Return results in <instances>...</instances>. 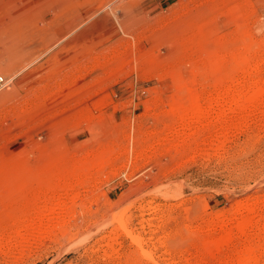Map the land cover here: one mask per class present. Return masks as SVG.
<instances>
[{
  "label": "rangeland",
  "instance_id": "obj_1",
  "mask_svg": "<svg viewBox=\"0 0 264 264\" xmlns=\"http://www.w3.org/2000/svg\"><path fill=\"white\" fill-rule=\"evenodd\" d=\"M0 77V264H264V0H0Z\"/></svg>",
  "mask_w": 264,
  "mask_h": 264
},
{
  "label": "bare ground",
  "instance_id": "obj_2",
  "mask_svg": "<svg viewBox=\"0 0 264 264\" xmlns=\"http://www.w3.org/2000/svg\"><path fill=\"white\" fill-rule=\"evenodd\" d=\"M116 12V11H115ZM119 19V18H118ZM8 45V44H7ZM12 45V44H11ZM8 47V46H7ZM241 47V46H240ZM252 48V47H251ZM17 49V48H16ZM4 50H5V48H4ZM234 50H236L237 51V49H234ZM254 50V49H253ZM15 51V50H14ZM249 51V50H248ZM251 51V50H250ZM253 52V51H252ZM229 55L230 54H223V55H221V58H227V57H229ZM221 58H220V60H221ZM248 58V57H247ZM224 60V59H223ZM262 65V63L260 64V63H256V65H254V70H256V69H259L260 68V66ZM241 69H243V68H241ZM252 71V70H251ZM180 78V77H179ZM233 78V77H232ZM240 80V79H239ZM238 80V81H239ZM242 80V79H241ZM4 81V79L2 78V77H0V83H2ZM180 80H178V82L177 83H182L183 81H182V79H181V82H179ZM241 82V81H240ZM232 83H233V81H232ZM248 83V82H247ZM214 84L216 85V84H218L221 88H222V91L223 90H229L230 89V87H229V85H228V87H226V85L224 84V82L223 81H214ZM239 84V83H238ZM235 85H237V84H235ZM241 85V84H240ZM261 85H264V83H260V81H250L249 82V84H247V88L249 87V89H255L256 87H259V86H261ZM243 87V86H242ZM221 88H219V89H221ZM231 90V89H230ZM183 92H181L180 93V90H179V97H178V99L179 100H181L180 98H185V99H187V101L189 102L190 101V105H191V101H192V99L190 98V89L189 88H187V87H184L183 88V90H182ZM242 91V90H241ZM248 91H250V90H248ZM221 92V91H220ZM239 92V91H238ZM237 92V93H238ZM236 93V92H235ZM198 94V93H197ZM240 92H239V95H238V97L237 98H235L234 99V106L235 107H237V102H238V100L241 98V96H240ZM262 95H264V94H262ZM235 97V96H234ZM197 98V97H196ZM255 98V97H254ZM178 99H175L176 101L178 100ZM175 101V102H176ZM182 101V100H181ZM179 102V103H182V102ZM185 101V100H184ZM183 101V102H184ZM186 101V102H187ZM221 101V99H220V96L218 95H216V97L213 99V102L214 103H219ZM228 101V100H227ZM187 102V103H188ZM193 102V101H192ZM179 103L178 104H173L175 107H176V111H178L179 112V114H180V116L183 118H185L186 116H188L187 115V113H189V112H187L188 111V109H187V107H185L184 106V104L183 105H179ZM186 103V104H187ZM172 105V104H171ZM199 105V104H198ZM187 106V105H186ZM201 106V105H200ZM199 106V107H200ZM255 106V105H254ZM249 107V106H248ZM239 108V107H238ZM254 108V107H253ZM195 109V108H194ZM201 109V108H200ZM255 109V108H254ZM260 109V108H259ZM172 110V109H171ZM199 110V109H198ZM207 110V109H206ZM206 110H199V111H196L197 113H195L194 115H193V118L194 119H196V120H199L201 117H203V115H204V113L206 112ZM237 110V109H236ZM243 110V109H242ZM248 110V109H247ZM252 110V109H251ZM205 111V112H204ZM226 111H235V108L233 107V106H230L227 110L226 109H224V112H226ZM191 112V111H190ZM223 112V113H224ZM175 113H177V112H175ZM194 113V112H193ZM223 113H219V114H223ZM251 113V112H250ZM255 113V112H254ZM206 114V113H205ZM218 116V115H217ZM220 116V115H219ZM244 117V116H243ZM185 122V121H184ZM222 125V124H221ZM181 127V126H180ZM191 132H193V131H191ZM216 146V145H215ZM12 161V160H11ZM17 162V161H16ZM4 163V162H3ZM20 163V162H19ZM14 166V165H13ZM21 166V165H20ZM19 167V166H18ZM20 168V167H19ZM96 168V167H95ZM22 169V168H21ZM19 170V169H18ZM9 173V172H8ZM53 180H54V178H53ZM11 182V181H10ZM4 183V182H3ZM20 183V182H19ZM23 183V182H22ZM22 183H21V185H22ZM8 185H10V183L8 182ZM8 185H6V186H8ZM24 185V184H23ZM12 186H15V185H12ZM2 187H5V186H2ZM21 188H23L22 186H21ZM10 189V188H9ZM13 189V188H12ZM20 190V189H19ZM12 191V190H11ZM22 191V190H21ZM19 192V191H18ZM17 192V193H18ZM4 193V192H3ZM14 197V196H13ZM30 197V196H29ZM25 198V197H24ZM53 198V197H52ZM57 206V205H56ZM28 207V206H27ZM60 207V206H59ZM26 208V207H25ZM55 209V208H54ZM53 209V210H54ZM34 210V209H33ZM52 210V211H53ZM246 210V209H245ZM245 213H244V219H247V218H251V212H249V211H244ZM43 214V213H42ZM45 215V214H44ZM44 215H43V217H44ZM52 216V215H51ZM72 216V215H71ZM42 216H38V218H36V220H38V219H40ZM253 217V216H252ZM72 218V217H71ZM52 219V218H51ZM28 221H29V219H28ZM34 222H35V219H34ZM37 222V221H36ZM62 222V221H61ZM44 223V222H43ZM36 224V223H35ZM38 224H39V221H38ZM58 224H59V222H58ZM62 224V223H61ZM66 224V223H65ZM37 225V224H36ZM212 225V224H211ZM27 226H29V225H27ZM31 226H32V224H31ZM13 228V227H12ZM24 228V227H23ZM25 228H27V227H25ZM257 228H259V227H257ZM28 229H29V227H28ZM34 229H35V231H36V228L34 227L33 228V231H34ZM120 229H121V231H123V232H125L129 237H130V239H131V241L137 246V249L144 255V256H149L150 255V251L149 250H147V248H145V246L143 245V243H142V239L140 238V236H138V235H136V234H134V233H132L128 228H127V226L124 224V223H120ZM46 230V229H45ZM49 229H47V231H48ZM90 230V229H89ZM89 230H87V231H89ZM258 230V229H257ZM29 231V230H28ZM34 231V232H35ZM46 231V232H47ZM97 231H98V229H97ZM30 232H32V229H31V231ZM68 232V231H67ZM84 233V232H83ZM255 233V232H254ZM253 233V234H254ZM32 235H34L33 233H31ZM112 233L111 232H105V233H102L101 235H99V236H97V237H95L96 239H95V241H97V242H99V241H103V240H106V239H109L112 235H111ZM253 234H251V235H253ZM16 235V234H15ZM257 235V234H256ZM255 235H253V236H250L248 239H247V241L245 242V245H244V247L239 251V253H241L242 255H245V257H243L241 260H240V262H239V264H245V263H248V261H250V260H252L253 261V263L254 262H257V260L259 259L257 256H254V254H253V257H251L250 256V254L251 253H255V247H257L258 246V237L256 238V237H254ZM31 238V237H30ZM71 238V237H70ZM230 239V238H229ZM144 242V241H143ZM205 244V243H204ZM207 246V245H206ZM257 250V249H256ZM237 254H238V251H237ZM236 254V255H237ZM110 255H111V253H110ZM150 257V256H149ZM236 257V256H235Z\"/></svg>",
  "mask_w": 264,
  "mask_h": 264
}]
</instances>
